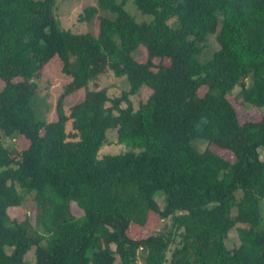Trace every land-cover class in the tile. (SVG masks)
<instances>
[{"label": "trees", "instance_id": "trees-1", "mask_svg": "<svg viewBox=\"0 0 264 264\" xmlns=\"http://www.w3.org/2000/svg\"><path fill=\"white\" fill-rule=\"evenodd\" d=\"M57 1L0 0V138L25 142L20 152L0 144V241L13 240L9 253L0 245V264H264V114L242 121L229 99L239 87L237 100L264 108V0H133L149 23L126 11L127 0H97L79 15H114L99 16L97 36L64 28ZM211 34L220 50L202 61ZM140 46L145 63L134 58ZM229 55L239 72L225 66ZM56 56L71 81L50 121V94L37 81ZM159 57L170 64H155ZM94 62L130 86L114 98L86 92L72 107L70 140L65 100ZM146 86L152 94L135 109L131 97ZM112 128L135 149L100 157ZM199 141L238 149L230 161L199 151ZM28 200L29 214L12 219L9 209ZM150 213L168 219L170 231L130 235ZM235 228L240 245L229 249Z\"/></svg>", "mask_w": 264, "mask_h": 264}, {"label": "rangeland", "instance_id": "rangeland-1", "mask_svg": "<svg viewBox=\"0 0 264 264\" xmlns=\"http://www.w3.org/2000/svg\"><path fill=\"white\" fill-rule=\"evenodd\" d=\"M121 1V0H119ZM22 7L29 9L31 1H25L21 3ZM89 6H97V0H58L54 12L56 16L61 20L64 28L69 29L75 33H90L94 36L98 35V23L99 16L107 15L109 18H114V15L110 12L99 11L98 15L88 22H80L79 15L82 14L83 10ZM126 11L131 14L138 23L142 22H152L153 16L143 14L138 10L133 0H127L125 5ZM7 46L5 42L0 38V57L6 52ZM220 50V47L215 39L213 34L208 36L207 49L205 50L202 61H206L212 57V55ZM134 58L141 63H145L148 59V52L144 46H140L139 49L135 52ZM155 64L163 63L165 65L170 64V59L168 57L156 58L154 60ZM225 66L231 68L234 72H239L241 67L239 62L232 56H226ZM94 74L85 82V85L82 88L77 89L72 94L68 95L65 100V111L68 116L67 122V132L68 138L70 140L77 139L76 130L73 126L74 121L72 119V107L73 105L81 102L88 91L95 90H106L110 98L118 97L123 91L129 89V82L127 78H116L113 73L109 70L104 69L100 63H93ZM19 81V79H15ZM71 81V77L62 73V62L56 56L50 62H48L43 69V78L40 81H37L39 93L45 94L49 93V102L52 105L51 112L49 114L50 121L57 120L56 114V101L63 92L64 86ZM181 82L186 84V78L182 76ZM178 83L173 84L168 87L166 91H170L172 88L176 87ZM4 84L0 82V90L3 88ZM240 88L236 87L232 95L229 96L230 101L238 108L239 116L242 121L258 120L264 114V108L256 109L251 105L242 104L240 100L236 99ZM206 88H202L199 91V94L203 96L205 94ZM152 94V90L149 87H142L139 91V94L131 97L133 106L135 109L138 108L140 102H144ZM107 105H110L109 103ZM126 105L123 104V107ZM0 144L8 148H14L17 152H20L21 148L24 147V139L11 138L7 136H1ZM27 144V142H26ZM199 151H204L207 147H210L216 152H220L226 159L232 161L234 158L235 150L238 149V144L233 143L230 146L231 151H220L215 145L209 144L205 141H199L195 145ZM135 149L134 146L129 145L128 143L121 142L119 140L118 129L112 128L107 131V142L99 151V156L103 155H117L129 150ZM138 152L139 150L136 149ZM261 158L264 159V150L260 151ZM166 195L163 191H160L156 195V199L161 208L167 206V200L165 199ZM32 201L28 200L21 207H15L9 209V214L12 219H23L24 215L29 214L30 208L32 206ZM261 206L264 212V199L261 201ZM243 225H238L242 227ZM171 222L168 219L162 220L159 215L150 213L148 215V220L146 223H134L130 228V235L137 236L138 234H148V233H167L170 231ZM0 245L5 248L9 253L13 248V240L8 235H5L1 241ZM226 245L229 249H233L240 245V240L238 237V232L235 229L230 231L229 237L226 239ZM33 253H29L27 261L31 260ZM140 264H143V261L139 260Z\"/></svg>", "mask_w": 264, "mask_h": 264}]
</instances>
